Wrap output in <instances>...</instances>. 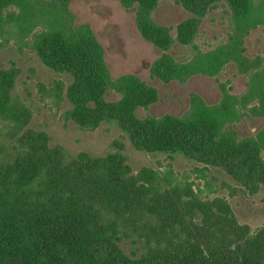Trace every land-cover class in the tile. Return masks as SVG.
I'll use <instances>...</instances> for the list:
<instances>
[{
    "label": "trees",
    "instance_id": "trees-1",
    "mask_svg": "<svg viewBox=\"0 0 264 264\" xmlns=\"http://www.w3.org/2000/svg\"><path fill=\"white\" fill-rule=\"evenodd\" d=\"M70 1L0 0V38H14L72 79L39 83L42 100L80 130L116 123L137 150L187 158L199 180L222 170L249 196L264 190V127L244 139L234 127L242 109L264 118V56L244 55L246 38L264 27V0H121L139 8L145 38L163 51L175 40L151 19L160 3L191 14L183 44L224 8L231 41L240 43L235 63L249 76L241 96L224 86L217 105L146 118L136 112L154 104L157 91L134 75L113 79L101 42L88 24H76ZM175 66L166 69L167 81L179 77ZM18 77L0 66V264H264V227L240 223L226 197L210 198L190 175L179 177L171 165L134 173L120 144L103 157L51 146L46 132L30 127L34 111L18 93ZM111 91L122 97L108 101Z\"/></svg>",
    "mask_w": 264,
    "mask_h": 264
},
{
    "label": "rangeland",
    "instance_id": "rangeland-1",
    "mask_svg": "<svg viewBox=\"0 0 264 264\" xmlns=\"http://www.w3.org/2000/svg\"><path fill=\"white\" fill-rule=\"evenodd\" d=\"M70 10L76 24H88L101 42L113 79L134 75L157 91L154 104L137 110L139 118L185 117L202 102L209 106L219 104L224 98V86L232 96H241L248 90L249 76L239 73L234 58H239L240 43L238 39L231 41L230 21L222 7L210 12L193 40L183 44L180 35L188 40L194 28L191 14L172 1L160 3L151 13V19L170 29L175 42L168 51L145 38L143 15L137 6L127 7L121 0H71ZM151 26L149 22L148 27ZM245 48L244 55L248 58L264 56V27L251 32ZM0 66L14 69L19 75L18 93L34 111L30 127L46 132L51 146H61L72 156L88 153L103 157L116 151L117 144L123 145L134 173L150 166L161 169L171 165L179 177L190 175V181L210 193V198L226 197L240 223L253 231L264 227V190L249 196L222 170L207 174L205 181L199 180L191 173L194 164L187 158L178 155L171 159L164 154L150 155L137 150L116 123H104L95 131H83L73 123H66L62 110L41 99L38 84L52 85L62 78L69 85L72 79L44 66L35 52L27 47L20 49L14 38L10 42L0 38ZM169 66L179 70V77L172 81H167L165 76ZM121 97L111 91L107 100L114 102ZM234 125L240 139L252 138L264 127V118L242 109Z\"/></svg>",
    "mask_w": 264,
    "mask_h": 264
}]
</instances>
